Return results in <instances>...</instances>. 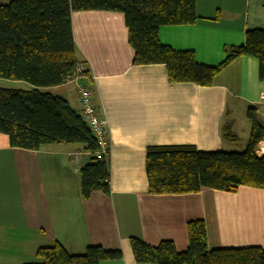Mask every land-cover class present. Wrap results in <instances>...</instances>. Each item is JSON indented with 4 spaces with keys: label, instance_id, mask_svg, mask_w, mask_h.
<instances>
[{
    "label": "crops",
    "instance_id": "1",
    "mask_svg": "<svg viewBox=\"0 0 264 264\" xmlns=\"http://www.w3.org/2000/svg\"><path fill=\"white\" fill-rule=\"evenodd\" d=\"M195 12L196 23L162 25L157 36L172 49L192 50L199 63L221 62L224 48L243 43L247 29L264 30V0H195ZM70 20L77 57L92 77V102L105 119L110 192L81 197L79 168L90 160L81 144L28 150L9 146L0 133V264L39 262L36 249L54 242L69 254H82L89 245L121 251V259L101 264H152L135 262L129 237L150 245L169 239L181 251L192 219L203 220L208 248H264V188L152 194L145 174L149 145L191 144L202 151L246 145L249 106L264 124L256 59L236 58L209 86L170 83L163 64L132 63L123 13L75 10ZM73 101L79 110L75 90ZM225 125L235 139L223 138ZM256 151L263 153L264 140Z\"/></svg>",
    "mask_w": 264,
    "mask_h": 264
},
{
    "label": "trees",
    "instance_id": "2",
    "mask_svg": "<svg viewBox=\"0 0 264 264\" xmlns=\"http://www.w3.org/2000/svg\"><path fill=\"white\" fill-rule=\"evenodd\" d=\"M75 10L123 13L132 63L163 64L170 83L209 86L225 66L241 56L256 59L257 77L264 82L261 28L247 29L243 43L225 47L224 58L215 65L197 62L192 50H175L160 43V26L199 20L195 0H10L0 4V78L31 86H0V133L7 135L9 146L28 150L55 143L81 144L90 153V160L79 168L83 199L94 190L110 192L108 153L97 158L96 137L80 109L64 96L45 90L72 79L81 66L80 83L90 91L87 85L92 77L85 61L77 57L71 31L70 15ZM246 118L250 130L242 151H202L191 144L147 146L148 192L195 193L201 188L235 192L240 185L264 188V151L261 155L256 151L264 140V124L252 106L247 108ZM222 136L236 138L229 125L222 127ZM186 235L187 246L181 251L169 239L150 245L130 236L133 259L152 264H264V248L259 246L208 248L202 219L187 221ZM35 254L39 262L23 264H101L122 258L120 250L99 245L87 246L82 254H69L57 242L38 247Z\"/></svg>",
    "mask_w": 264,
    "mask_h": 264
},
{
    "label": "built area",
    "instance_id": "3",
    "mask_svg": "<svg viewBox=\"0 0 264 264\" xmlns=\"http://www.w3.org/2000/svg\"><path fill=\"white\" fill-rule=\"evenodd\" d=\"M81 66L77 68V73L69 81H73L77 85V101L79 104L80 113L89 125L92 133L95 135L99 149L94 155L99 158L101 154H107L109 151V143L107 141V130L105 119L100 115V112L95 108L91 99V92L81 85V76L78 72Z\"/></svg>",
    "mask_w": 264,
    "mask_h": 264
},
{
    "label": "rangeland",
    "instance_id": "4",
    "mask_svg": "<svg viewBox=\"0 0 264 264\" xmlns=\"http://www.w3.org/2000/svg\"><path fill=\"white\" fill-rule=\"evenodd\" d=\"M14 81L17 82V80H10V79H5V78H0V86H4V87H16V88H18V87H20V88H26V87H23V86L24 85L25 86L26 85H29L28 83L23 82V81H18L19 84L18 83H15ZM62 90L64 91L65 94L62 92ZM74 90H75V85L73 83H70L69 85L64 86L63 88L54 89L52 91L53 92H56V93H60L61 95L65 96V97L67 96V99H68L69 103L71 105H73L74 107H76L74 105V101H73ZM242 144H238V143L237 144H234L233 147L234 148H238V149H236L234 151H242L245 148V146L242 145Z\"/></svg>",
    "mask_w": 264,
    "mask_h": 264
}]
</instances>
